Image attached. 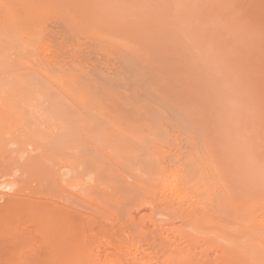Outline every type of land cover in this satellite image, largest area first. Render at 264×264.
<instances>
[{
    "label": "bare ground",
    "instance_id": "6f19581e",
    "mask_svg": "<svg viewBox=\"0 0 264 264\" xmlns=\"http://www.w3.org/2000/svg\"><path fill=\"white\" fill-rule=\"evenodd\" d=\"M31 1L0 0V264H264L257 206L240 208L241 181L224 168L201 90L194 96L174 83L179 77L159 62L163 51L157 61L140 43L120 45L118 55L149 86L125 82L120 66L109 70L120 91L115 117L84 80L112 77L97 71L101 64L91 76L57 58L54 18ZM104 56L105 67L116 63Z\"/></svg>",
    "mask_w": 264,
    "mask_h": 264
},
{
    "label": "rangeland",
    "instance_id": "374dc122",
    "mask_svg": "<svg viewBox=\"0 0 264 264\" xmlns=\"http://www.w3.org/2000/svg\"><path fill=\"white\" fill-rule=\"evenodd\" d=\"M32 1V3L36 2L37 4L36 6L34 5L35 10H39L36 11L37 13L41 14L42 8H45L46 15L49 12V18H54L52 20L51 37L53 49L57 52V58L60 59L62 56L63 63L70 65V69H83L91 76H93L94 71L93 65H97L98 68L102 67L97 71L101 72L106 80H108V77H112L108 81L94 79L90 76L84 80L87 84L85 89L88 96L90 98L93 97V99L107 100L109 108L115 117L116 99L119 97L118 93L120 91L116 88V78L109 70L115 71L116 67L120 66L121 70L126 74L125 82L141 81V83L149 86V82L143 79L139 72L135 74L130 65L125 63L124 58L118 55L121 50L120 45L124 46L126 44L131 49H136V45L140 43L139 47L142 44L145 47L141 48L148 50L146 51L148 52L146 56L156 59L157 56L156 58L154 56L159 54L157 61L164 55L161 54L163 51L165 53L163 57L165 58L166 56L167 58L164 60L162 57L163 61L159 62H164L167 65L165 67V64H162V67H165L162 69L170 75V78L175 80L174 76L179 77V80H175L174 83L177 82L178 86L183 84V91L188 88L187 91L194 96H198L200 93L197 90H201L203 93V95L199 94L198 99H201V103L205 106L210 117L212 115V122L215 121L214 127L217 128L218 126L215 133V136H218L215 137V142L220 141L221 143H215V147L218 152L220 150L219 153L221 157L223 156L221 161L223 160L226 165L222 162V165L220 163L219 166L222 167L224 165V168L227 166L233 167L230 168V171L236 168L231 174L232 178L235 177L234 181L238 180V182H235V184L237 183L236 185L240 181L242 182L237 186L239 193L244 192L241 195L244 199L240 208L247 211L252 210L251 207L256 209L257 206L259 219L253 225L255 227L256 225H262L260 226L261 228L264 227V192L261 193L264 191V166L262 165L264 164V0H53L55 4L52 0H43V2L39 0L42 4L38 0ZM51 3H53L52 6ZM88 4L90 7H88ZM38 5H41V7ZM83 7H85V10H83ZM81 9L83 12H81ZM67 13L69 14L68 16ZM148 44L150 46L155 45L154 48L149 46L153 50L147 49L149 48ZM155 48L157 52H154ZM158 50L160 51L159 53ZM150 51L153 54H150ZM106 53L112 55L114 60L116 58V63L109 67H105L104 55ZM121 62L125 63V68L119 65ZM206 66L210 67L209 71ZM201 68L204 69V72ZM176 70L179 75L181 73L184 76L182 75L180 78L175 73L177 72ZM171 72L172 74H170ZM190 75H192V78H190ZM210 75L212 76L211 79ZM117 78L122 81L119 76ZM199 78H202V81ZM213 79H217V81L211 82ZM113 81L114 83H112ZM184 82L187 83L184 84ZM214 82L216 87L218 85L216 90L218 92L215 91ZM222 82L225 84L223 85ZM95 83L104 85L107 95L102 93L101 89L95 88ZM196 85L200 86L197 87ZM191 86H194V88ZM190 87L193 88V91L189 90ZM195 88L197 89L195 90ZM221 88H224V90ZM225 90L228 91L229 95H227ZM219 92L224 93L220 94ZM204 94L207 95L205 96ZM202 96L206 97V99ZM218 96L225 97L221 98L222 103ZM202 99L208 102H205V104ZM218 100L221 105H218ZM215 103L216 105H214ZM217 106L218 108H216ZM212 107L216 109L214 110ZM222 107L225 112L221 109ZM217 110L220 115L222 114V119L226 123L221 121V116L217 114ZM213 116L220 120L218 121ZM225 124H228V127ZM224 127H230L229 131H225L227 128L224 130ZM232 130L234 133L231 132ZM227 133L233 136H230L232 140L225 135ZM222 135L228 137V140L225 138L227 140L226 143H224L225 140H223L224 136ZM234 137H237V140ZM216 144L221 148L217 147ZM243 144H247L248 146L245 147L251 148V151L243 147ZM225 149L226 153L223 155ZM247 150L252 153L250 158L253 161L250 158L248 159L251 153ZM243 151L245 153L248 152L247 154L250 155L246 156L247 154ZM253 153H255L256 157ZM224 158L230 159V161H225ZM254 158L260 162V166ZM244 161L248 164L245 163L244 165ZM254 165L257 167L255 168ZM245 168H248V172L245 171ZM249 169H252V171H249ZM236 177L238 178L236 179ZM257 187L259 193L257 192ZM246 194H249L248 197ZM253 196H256V199H253ZM255 204L256 206H254ZM146 211V209L136 211L134 213L135 218H138L140 214ZM243 213L244 211H241L237 216L246 217L243 216ZM240 238L242 239L241 236L238 239ZM212 255L214 256V253Z\"/></svg>",
    "mask_w": 264,
    "mask_h": 264
}]
</instances>
